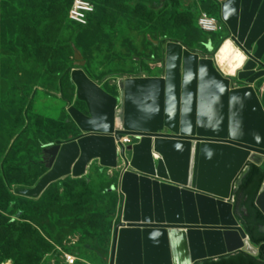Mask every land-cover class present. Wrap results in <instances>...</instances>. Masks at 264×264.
I'll list each match as a JSON object with an SVG mask.
<instances>
[{
  "label": "water",
  "instance_id": "1",
  "mask_svg": "<svg viewBox=\"0 0 264 264\" xmlns=\"http://www.w3.org/2000/svg\"><path fill=\"white\" fill-rule=\"evenodd\" d=\"M221 21L220 48L207 46L203 56L169 41L163 76L120 78L116 94L76 68L72 81L88 112L75 105L68 111L81 134L51 143V168L15 193L38 198L62 178L87 175L98 159L121 171L125 197L109 264L258 256L231 198L250 165H264V106L256 89L264 81V0H225ZM126 135L140 140L126 145ZM255 205L264 215V183Z\"/></svg>",
  "mask_w": 264,
  "mask_h": 264
},
{
  "label": "rangeland",
  "instance_id": "2",
  "mask_svg": "<svg viewBox=\"0 0 264 264\" xmlns=\"http://www.w3.org/2000/svg\"><path fill=\"white\" fill-rule=\"evenodd\" d=\"M37 1L44 11H27L26 16L24 0H2L5 15L15 17L19 11L15 23L21 28L17 45L0 48V221L10 218L11 225L31 228L39 238L37 250L50 240L53 248L41 264H65L67 252L85 262L82 258L90 257L87 246L105 245L108 237L101 235L102 230L110 234L121 219L115 197L104 186L118 169L93 160L84 178L67 176L52 183L40 197L24 198L20 215L9 201L16 187L35 186L51 168L46 148L57 140L52 141L49 132L64 139L81 132L68 110L71 105L85 113L88 110L77 98L72 72L84 69L113 94L118 92L120 78L140 73L163 76L165 44L178 41L208 53L207 46L217 38H211L215 33L201 31L197 20L203 13L219 19L220 11L213 0H169L159 7L152 1L100 0L91 24L80 29L64 19V12L56 18L59 0ZM63 1L69 8L73 0ZM226 49L229 52L228 44ZM141 68L144 71L139 72ZM16 84L22 94L13 90ZM263 84L259 82L256 89ZM7 180L17 182L8 184ZM32 250L36 251L33 246L31 259L41 255L36 251L33 256ZM26 253L21 250L22 255ZM0 264H15V260L7 258Z\"/></svg>",
  "mask_w": 264,
  "mask_h": 264
},
{
  "label": "trees",
  "instance_id": "3",
  "mask_svg": "<svg viewBox=\"0 0 264 264\" xmlns=\"http://www.w3.org/2000/svg\"><path fill=\"white\" fill-rule=\"evenodd\" d=\"M95 6H96V12L97 13V3H99L100 0H90ZM142 1H152L153 5L155 7H159L158 4L165 3L169 0H142ZM26 2V16L27 11L35 13L39 12L42 13L44 11V8H41L39 2L36 0H24ZM74 0L72 1L69 8H66V4L63 0L57 1V4L59 5L58 9L56 11L54 8H52V11L56 12V18H59L60 14L64 12V19H68L71 23L75 24V26H78V28H87L92 21V18L94 15L90 18V24L88 26H82L79 25L69 18V13L72 8ZM213 3L216 7H219L220 11V17L221 19V3L213 0ZM14 5L17 7V5L14 3ZM4 5L2 2V8L1 13L3 14L0 21H1V45L6 48V46L10 43L12 46L17 45L16 39L19 35L20 25H18L16 22V17H9L8 15H5ZM9 18V24H6V22ZM58 20V19H57ZM21 21V20H20ZM197 26L198 28L203 31L199 26V19L197 20ZM204 32V31H203ZM206 33V32H205ZM20 68V67H19ZM144 71L143 68L139 70V72ZM15 77L19 76V70L16 69L15 71ZM91 77V76H90ZM18 84V80L16 81ZM13 85V90L19 94L23 93V90L20 89V86ZM72 101V100H71ZM20 102H26V100H20ZM82 102V101H81ZM19 115H22L20 113ZM24 115V113H23ZM46 116L48 114H45ZM73 120V119H72ZM48 135L52 138V141H56L58 139H64L65 137H60L59 134L54 133L53 131L49 132ZM38 142H42L41 137L36 134ZM86 176V175H85ZM85 176L81 177L84 178ZM80 178V177H77ZM111 182H108V184H105V190L107 194L117 197V194L119 195L118 190H114L113 187H119V174H115L113 178H111ZM17 182V181H16ZM16 182H10L6 181V183L14 184ZM264 183V165L263 166H256V165H250L248 173L243 178L241 185L239 186L238 190L235 193V215L237 216L239 222L243 226L245 232L250 238L251 243L259 249V255L254 257L249 254H246L244 252H239L235 255L225 256L219 259L214 260H207L199 264H264V215L262 212L257 208L255 205V200L260 192V189ZM15 192V191H14ZM35 199L25 196L17 195L16 193L10 194L9 193V201L10 206H15V211L20 215L23 211V199ZM116 202L118 203V210H119V202L116 199ZM117 210V213H118ZM12 220L10 218H5V220L0 221V262L6 260L7 258H12L15 260V264H41L42 260L45 258V256L51 252V249L53 248L52 245L49 243L50 240L47 238L45 240V246L43 244V247L41 250H37L35 241H38V237L36 234L31 232V228L29 231H27L25 225H11ZM33 229H36V227H32ZM113 231V227H112ZM101 235L108 239L105 245H103L101 242H95L94 245H89L88 250L94 252V254H97L102 261L103 264H109V254H110V248H109V240L111 238L112 232L109 234L107 230H102ZM39 252L41 255L39 257L36 256V251L32 250V255L36 256L35 259H31L29 257V249L31 247ZM51 247V248H50ZM21 250L26 251L27 253L25 255L21 254Z\"/></svg>",
  "mask_w": 264,
  "mask_h": 264
},
{
  "label": "built area",
  "instance_id": "4",
  "mask_svg": "<svg viewBox=\"0 0 264 264\" xmlns=\"http://www.w3.org/2000/svg\"><path fill=\"white\" fill-rule=\"evenodd\" d=\"M96 12V6L90 1V0H74L73 6L69 13V18L71 21L82 25V26H88L90 24V18L92 15H94ZM199 26L200 28L206 32V33H216L220 32L224 29V24L222 21H220L217 18H214L207 13H203L202 16L199 19ZM130 77H149L147 74L140 73L137 75H133ZM140 140L139 137H134L131 135H126L123 139L124 144H131L136 143ZM130 158V156H129ZM114 190H119V187H113ZM231 202L235 204V195L231 198ZM124 206H121L119 208L118 217L122 219L124 214ZM65 264H80V258L75 255L74 253H65Z\"/></svg>",
  "mask_w": 264,
  "mask_h": 264
},
{
  "label": "crops",
  "instance_id": "5",
  "mask_svg": "<svg viewBox=\"0 0 264 264\" xmlns=\"http://www.w3.org/2000/svg\"><path fill=\"white\" fill-rule=\"evenodd\" d=\"M220 3L224 2L225 0H216ZM2 0H0V19L2 17V13H1V8H2ZM220 33V34H219ZM219 34V35H217ZM212 39L214 38H217V42H214L212 41L211 45L215 47V49H218L221 47V45L223 44L224 42V39H225V36H226V29H225V26H224V29L220 32H216L215 34L211 35ZM226 46L227 44H225V48H224V51H223V57L224 58H228L229 55H230V50L229 52H227V49H226ZM0 48H3V46L1 45V21H0ZM194 50V49H193ZM194 51L196 52H199L201 53L203 56H206V54L208 53H205L203 50H198V49H195ZM89 75V74H88ZM90 76V75H89ZM92 78V77H91ZM93 79V78H92ZM96 81V80H95ZM97 82V81H96ZM104 87V86H103ZM257 93H258V96L261 100V103L263 104L264 106V85L261 86V89L260 90H257ZM81 134V132H80ZM79 134L75 135V136H72L70 138H73V137H76L78 136ZM70 138H67V139H70ZM67 139H58V140H67ZM90 170V169H89ZM115 174H119V178H120V174H121V171H116L114 172V174H112V177L115 175ZM116 199L118 200L119 202V208H121V205L123 206L124 202H125V197L122 193H119V195L117 194V197ZM120 210V209H119ZM119 210H118V213H119ZM117 213V215H118ZM114 230L112 231V235H111V238L109 240V250H110V254H109V260L111 258V254H112V250H113V245H114V239H115V228H113ZM90 255V257L88 258H82L84 259L85 262L81 261V258H80V262L81 264H103L102 261H100V259L98 258L99 256L97 254H94V252L92 251H89L88 253ZM108 260V262H109Z\"/></svg>",
  "mask_w": 264,
  "mask_h": 264
},
{
  "label": "clouds",
  "instance_id": "6",
  "mask_svg": "<svg viewBox=\"0 0 264 264\" xmlns=\"http://www.w3.org/2000/svg\"><path fill=\"white\" fill-rule=\"evenodd\" d=\"M74 3V2H73ZM73 6V5H72ZM220 21H221V19H219ZM80 101V100H79ZM121 193V192H120ZM123 194V193H122ZM124 204H125V202H124ZM122 206V205H121ZM121 220V219H120ZM119 223V222H118ZM117 226V225H116ZM80 264H81V262H80Z\"/></svg>",
  "mask_w": 264,
  "mask_h": 264
}]
</instances>
